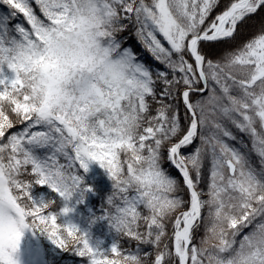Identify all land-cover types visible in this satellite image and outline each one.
I'll return each mask as SVG.
<instances>
[{
    "label": "snow or ice",
    "instance_id": "snow-or-ice-1",
    "mask_svg": "<svg viewBox=\"0 0 264 264\" xmlns=\"http://www.w3.org/2000/svg\"><path fill=\"white\" fill-rule=\"evenodd\" d=\"M0 13V264H264V0Z\"/></svg>",
    "mask_w": 264,
    "mask_h": 264
},
{
    "label": "trees",
    "instance_id": "trees-1",
    "mask_svg": "<svg viewBox=\"0 0 264 264\" xmlns=\"http://www.w3.org/2000/svg\"><path fill=\"white\" fill-rule=\"evenodd\" d=\"M128 44L129 46L135 48L139 58L146 64L149 65H155V62L152 60L150 55H148L143 48L136 42L134 37H130L128 39ZM247 143V141L245 140ZM253 161L255 162V157H253ZM95 170L93 171L94 174ZM101 184V190L105 192V195H107L110 192V188L108 186V182L106 180L101 179L100 181ZM93 204L95 207H100V201L97 198H94ZM96 228H98L100 231L105 232L106 228L103 225H98ZM245 231H248L246 229ZM203 233H201L202 235ZM45 259L48 262V264H77L79 263L80 258L75 257L69 252H65L64 254L57 255L52 249L48 248L45 245Z\"/></svg>",
    "mask_w": 264,
    "mask_h": 264
},
{
    "label": "rangeland",
    "instance_id": "rangeland-1",
    "mask_svg": "<svg viewBox=\"0 0 264 264\" xmlns=\"http://www.w3.org/2000/svg\"><path fill=\"white\" fill-rule=\"evenodd\" d=\"M2 14V13H0ZM41 191H44L40 189L38 186L35 189V192L38 194ZM92 199V204H93ZM94 205V204H93ZM95 207V206H94ZM97 211L99 210L98 207H95ZM94 233L97 236H101L103 238L104 233L103 231H100L98 228L94 229ZM45 245L52 249L57 255L64 254L65 252H59L58 250H55L53 246L47 241L46 238L43 236L37 235L35 238H26L24 248H25V255L24 260L25 264H48V262L45 259ZM79 264V263H77Z\"/></svg>",
    "mask_w": 264,
    "mask_h": 264
}]
</instances>
